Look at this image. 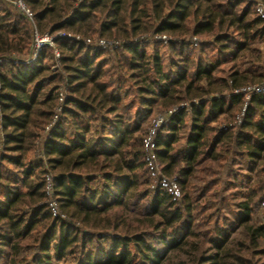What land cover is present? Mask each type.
<instances>
[{
    "label": "trees",
    "instance_id": "obj_1",
    "mask_svg": "<svg viewBox=\"0 0 264 264\" xmlns=\"http://www.w3.org/2000/svg\"><path fill=\"white\" fill-rule=\"evenodd\" d=\"M24 1L33 22L0 6V162L14 169L0 164V264L66 263L76 254L73 264H170L174 252H200L195 225L210 205L192 197V179L204 162L232 156L246 158L251 174L249 195L238 205L247 243L230 247V228L216 225L214 253L196 256L194 264H261L244 255H261L264 239V226L254 219L264 205V59L257 61L258 74L239 69L250 43L264 40V19L254 4ZM34 28L83 40L59 38V58L47 48L30 65ZM155 36L171 38L159 44L171 50L168 62L159 45L148 52L145 40ZM204 37L213 42L200 40L190 49L188 39ZM94 38L119 47L94 48L88 43ZM57 62L61 74L52 71ZM225 65L231 66L222 70ZM62 84L68 92L62 118L44 145L45 161L36 162L34 148L54 119ZM259 86L250 96L244 91ZM158 110L176 112L147 146L145 121ZM102 115L107 118L94 132L91 123ZM152 162L161 167L157 178L148 171ZM163 179L175 180L179 198L165 190ZM141 202L142 216H133L131 207Z\"/></svg>",
    "mask_w": 264,
    "mask_h": 264
},
{
    "label": "rangeland",
    "instance_id": "obj_2",
    "mask_svg": "<svg viewBox=\"0 0 264 264\" xmlns=\"http://www.w3.org/2000/svg\"><path fill=\"white\" fill-rule=\"evenodd\" d=\"M13 2H14L13 0H0V6L3 9L13 12L14 14H16L17 12L19 13L18 7L20 6L14 4ZM48 34L49 33L40 34V36H45ZM165 37L168 40L165 39ZM99 40L101 39H98V38L91 39L90 40L91 44L89 45L94 48L101 49V48H98V45H97V42ZM200 40L204 44L205 43L210 44L213 42V38L204 37L201 39L198 38L196 40L195 38H191V39H188V42L191 43L190 49H195L197 47L196 44L198 42H201ZM148 41H150L148 43V45H150L148 52L152 54L153 50H155L154 45L162 44L161 46H166V44L172 40L171 38L167 36H160V37L155 36V37H149V39L145 40V42H148ZM114 42L110 41L107 44L106 48L101 49V50L112 52L113 49L116 48V46L119 47V45H116V43ZM33 44H35L34 40H33ZM47 48H50L51 50L56 49L58 51L55 42L53 46L45 47V49ZM158 50H159L160 56L165 60V62H168L169 57H171L172 55L171 50L166 49L164 47L161 48L160 45L158 46ZM208 52H210V56H213L215 54V51H213L211 47L208 49ZM248 53H249V57H248L249 59L246 58V62L241 63L239 69L242 72L250 70L251 72H255L257 74L260 73L261 72L259 68L260 63L257 61L260 58V56H261V61L264 59V40L262 41L256 40L254 42H251L250 50L248 51ZM108 56L109 55H104V57L109 58ZM197 56L198 55H196V57ZM51 64H52V71L54 72L58 71L60 74L62 73L60 63L57 62V63H51ZM230 66L231 65H225L222 67V70H227L228 68H230ZM218 76H222V75H218ZM60 89L63 90L61 91L63 96L66 95V97H68V92L64 84L61 85ZM247 90L248 89L245 90L246 93H248ZM125 102H129V98L125 100ZM184 107L189 110V105H184ZM128 112L129 111L127 110V113ZM175 112L176 111L164 112L162 110H158L150 119L145 121L144 130L146 131L145 134L147 135V136L145 135L146 136L145 144L147 146L152 145V142L155 139L158 129L160 127L162 128L163 125L168 124V121L170 120V118ZM105 118H107V115H102L98 119L97 122L94 121L93 123H91V126L94 128V132L97 130L98 126H100L101 119H105ZM157 125H160V126L158 127ZM53 130L54 129H46L43 132L42 137L36 143L34 152H33V158L36 162L45 161V158L42 152L44 150V145ZM188 131H189L188 128H184L181 132V134H183L182 136H186ZM1 133L2 132H1V126H0V138L2 139ZM0 149H1L0 151L2 152L1 145H0ZM247 162L248 160L246 158H243L240 156H232L227 161H222V162L221 161H216L214 163L204 162L201 169L198 170V173L192 179L191 188H190V191H191L190 193L192 197L197 200V202H199L200 204H203L204 206L206 204L210 205L206 209L204 214L199 217L195 225V231H196L197 238H198L196 240H199L197 242L201 244L202 248L200 252L193 251V248L191 247L186 248L185 251L182 253L174 252L171 254L170 261H169L170 264H194L196 256H200V255L207 256L208 254L212 252L214 253V251L211 250L212 249L211 240L216 237V234H215L216 225H219V227L221 228H223V226L225 228H230L231 237L228 243L230 247L239 249L240 243L242 244H244L245 242L247 243L246 241L247 237H246L245 230L243 226L239 224L240 211L238 209V205L241 202H243L244 198H247L249 195V189H250L251 182L248 179V175H251V174H250L249 165ZM2 166L4 167L3 170L6 172L9 170V173H10L12 170H14L13 167H11L9 164L3 163ZM160 168L161 167L158 164V162L157 163L152 162V164H150L149 166V170L148 169L147 170L151 172L153 171L152 173L155 174V177L157 178L158 176H160L158 172ZM149 178H150L149 172L147 174L143 173L142 175L143 182H145ZM98 182L100 181L98 180ZM162 183H163L162 185L164 186L165 190L169 192H173L177 198L180 197L179 188L175 180L163 179ZM207 200H214V201H212L211 203H207L205 202ZM144 207H145V203L143 202L131 207L133 211L132 215L136 217H141L142 211H144ZM255 213H256L254 216L255 223H257L259 226H264V205L261 206L259 209H257ZM56 222L60 225V223H62V220H58ZM66 222L67 224L70 223L67 220ZM74 227H75L74 229L76 230H84L81 228V226L77 224ZM99 234L100 236H103V235L106 237L109 236L103 233H99ZM95 242L96 241H93V244H95ZM260 243H261V249H260L261 255H254V252H252V250L245 251L244 255H246L249 259H252L256 263L264 264V239L261 240ZM102 244L105 248H109L110 241L107 238H105L103 239ZM156 246H158L159 248H163V246L158 245V244H156ZM87 250L89 251L90 248L88 247ZM77 256L78 254L69 256L66 263H57V264H73Z\"/></svg>",
    "mask_w": 264,
    "mask_h": 264
},
{
    "label": "built area",
    "instance_id": "obj_3",
    "mask_svg": "<svg viewBox=\"0 0 264 264\" xmlns=\"http://www.w3.org/2000/svg\"><path fill=\"white\" fill-rule=\"evenodd\" d=\"M242 1H243V3H252V4H254V8H255V11H256L257 15L259 17H261L262 19H264V2H263V0H242ZM13 3L16 4V5H19L20 6V7H18L19 8V12L22 13L26 17L27 20H29L30 22H33V14L31 12V10L29 9V7H27V5L25 4L24 0H16ZM59 38L72 39L74 41L83 40L79 36L75 37V36H72V35H69V34H65L63 32H59V33H56L54 35L48 34V35H45V36H40L39 32L34 28V30H33V40L35 41V44H33L34 46H33L32 58L27 63L30 64V65L34 64L37 61L40 53H42L45 50V47L46 46H53L55 40H57ZM165 39H167V38L165 37ZM195 40H196V38H195ZM88 43L91 44L90 41H88ZM108 43L109 42L101 39V40H99L97 42V45H98V48L105 49ZM116 45H119V43H116ZM54 54H55L56 58L60 57V54H59V52L56 49L54 50ZM1 64H2V62L0 61V65ZM62 89H60V91H59V106L56 108L54 119H53L52 123L46 129H54L55 126L57 125V123L60 121L61 114L63 112V106H64L65 99H66V95L63 96V94L61 93V91H63ZM247 89H248L247 90L248 91V96H250L253 93L261 92L262 87L261 86H259V87H250V88H247ZM160 121H162V120H160ZM0 124H1V115H0ZM157 126L159 127L160 125H157ZM0 141H1L0 145L2 146L3 141H2L1 138H0ZM46 190H47V192L49 193L50 196L53 195V182H52L51 178H48V180H47ZM52 207L55 210H57V205H56V203L54 201L52 202Z\"/></svg>",
    "mask_w": 264,
    "mask_h": 264
}]
</instances>
